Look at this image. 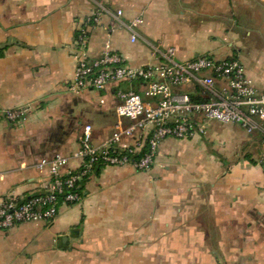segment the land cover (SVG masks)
<instances>
[{"label": "crops", "instance_id": "obj_1", "mask_svg": "<svg viewBox=\"0 0 264 264\" xmlns=\"http://www.w3.org/2000/svg\"><path fill=\"white\" fill-rule=\"evenodd\" d=\"M82 30L90 58L112 49L131 67L171 47L177 61L237 55L264 93L250 46L264 35V0H0V203L42 193L44 159L62 154L64 170L76 169L81 128L93 125L97 144L108 138L119 91L147 99L142 81L71 90ZM13 109L22 118L8 119ZM198 120L205 132L162 141L149 170L102 166L53 222L0 231V264H264V129Z\"/></svg>", "mask_w": 264, "mask_h": 264}, {"label": "built area", "instance_id": "obj_2", "mask_svg": "<svg viewBox=\"0 0 264 264\" xmlns=\"http://www.w3.org/2000/svg\"><path fill=\"white\" fill-rule=\"evenodd\" d=\"M112 14L119 19L123 11ZM143 23L144 19L137 17L128 25L132 41L137 40V29ZM88 45L87 31L82 30L77 39L79 58L71 90L101 92L110 83L142 81L147 84V99L134 91H119L114 132L100 144L95 143L93 125H83L79 150L74 155L80 160L76 169L64 170L70 158L62 154L39 162L36 167L49 174L44 191L29 197L9 194L0 203V231L19 223L53 222L61 204L83 200L81 186L97 164H132L139 170H149L162 141L192 139L205 132L198 117L237 123L249 133L264 129V93L255 87L237 55L224 59L200 55L177 61L176 50L171 47L162 53V62L131 67L122 54L112 49L90 58ZM24 113L23 109L8 110L6 117L16 120ZM126 119L130 124L125 123Z\"/></svg>", "mask_w": 264, "mask_h": 264}, {"label": "rangeland", "instance_id": "obj_3", "mask_svg": "<svg viewBox=\"0 0 264 264\" xmlns=\"http://www.w3.org/2000/svg\"><path fill=\"white\" fill-rule=\"evenodd\" d=\"M250 46L253 47L254 52L261 56V60L257 63V66L261 69L262 73H264V35H256Z\"/></svg>", "mask_w": 264, "mask_h": 264}, {"label": "trees", "instance_id": "obj_4", "mask_svg": "<svg viewBox=\"0 0 264 264\" xmlns=\"http://www.w3.org/2000/svg\"><path fill=\"white\" fill-rule=\"evenodd\" d=\"M101 167H102L101 164H97V165L94 166L93 171H95V170H99ZM85 181H86V180L83 181V184H84ZM83 184H82V185H83ZM81 187H82L81 189L84 188L83 186H81ZM83 190H84V189H83Z\"/></svg>", "mask_w": 264, "mask_h": 264}]
</instances>
